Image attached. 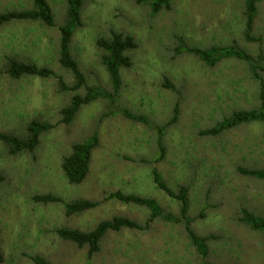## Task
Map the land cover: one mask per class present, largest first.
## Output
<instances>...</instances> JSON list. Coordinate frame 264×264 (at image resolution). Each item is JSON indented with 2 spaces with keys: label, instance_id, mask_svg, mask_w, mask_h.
<instances>
[{
  "label": "rangeland",
  "instance_id": "1",
  "mask_svg": "<svg viewBox=\"0 0 264 264\" xmlns=\"http://www.w3.org/2000/svg\"><path fill=\"white\" fill-rule=\"evenodd\" d=\"M47 1L55 26L31 20L0 26V132L26 138L32 120L51 126L40 133L32 152L10 154L0 141V264H33L34 255L54 264H200L182 223L155 219L143 230H108L92 255L87 246L55 232L59 227L89 231L115 215L144 224L149 209L104 198L114 191L152 198L164 212L177 216L178 200L156 185L153 169L173 191L188 186L190 227L198 236L210 237L206 243L212 264H264V232L241 220V209L264 218V180L237 171L264 169V121L215 136L200 133L234 111L257 108L259 80L235 57L210 67L194 54L174 52L179 40L187 46H235L253 56L264 54V0L256 3L251 30L257 42L243 37L244 0H171L170 8L154 15L149 3L135 0H82L81 25L72 35L70 51L86 84L111 91L96 40L111 32L132 36L136 46L125 52L132 64L120 69L115 105L144 116L150 125L167 124L162 159L157 131L119 113L104 115V99L82 105L70 123H63L61 109L74 92L59 90L54 76L8 75L11 58L49 67L66 84L74 83L58 62V26L66 18V1ZM32 6L31 0H0V12ZM260 75L264 81V70ZM166 81L172 88L164 86ZM77 92L84 94L85 89ZM175 105L176 119L169 123ZM93 132L98 144L88 174L80 183H69L62 158L73 143ZM36 194L61 201L37 202ZM79 199L98 204L67 215L65 203Z\"/></svg>",
  "mask_w": 264,
  "mask_h": 264
},
{
  "label": "trees",
  "instance_id": "2",
  "mask_svg": "<svg viewBox=\"0 0 264 264\" xmlns=\"http://www.w3.org/2000/svg\"><path fill=\"white\" fill-rule=\"evenodd\" d=\"M33 6L27 9H13L0 12V26L11 21H39L48 27L55 26V19L52 8L47 0H31ZM66 1V18L62 25L58 26L59 42H58V62L60 66L68 70L74 79L72 85L65 83L62 77L58 76L51 68L46 66H38L35 63L21 62L14 59H8L7 73L12 78H19L23 75H32L38 77H51L57 79L59 90L72 91L67 106L61 109V122L70 123L76 115L79 108L96 99H104L107 102V111L104 115L121 114L125 118L143 122L145 125H150L148 119L144 116L136 115L125 107H118L115 105V97L120 91L122 82L120 76V69L130 67L132 61L125 53L127 50L136 46L132 36L123 35L116 32H111L109 37H100L96 40V46L100 48L103 53L101 55V63L105 67L110 83L111 91L105 90L100 86H88L84 74L78 67L77 61L70 51V42L72 35L76 28L81 25V8L82 0H65ZM137 3H149L151 14L158 13L161 9L170 8L171 0H135ZM260 0H244V15L245 28L243 37L246 41H259V38L253 36L251 33L253 20L256 15V3ZM176 54L187 52L197 56L205 65L214 66L221 59L225 57H235L245 61L249 67V72L252 78L259 80L260 105L251 110L234 111L231 115L212 127L202 130L203 135H218L226 130H229L237 125L248 123L251 121H264V81L260 75V71L264 70V54L258 52L253 56L238 47H222L212 45L207 48H200L194 46H187L183 42H177L174 48ZM165 87L172 88V85L166 81ZM80 88L85 89L84 94L77 91ZM113 109V110H112ZM177 106L173 109V117L169 123L176 119ZM168 123V124H169ZM167 124L161 126L150 125L157 131V148L160 152L159 159H162L165 154V148L162 142V136ZM50 124L32 120L27 129L28 136L26 138H19L14 135L0 132V141L9 147L10 154H17L23 150L32 152L38 143V138L41 132L48 130ZM98 144L97 132H93L89 137L83 141L75 142L71 146V151L62 158L61 169L69 183H80L87 176L89 171V164L92 150ZM238 173L255 177L264 180V169H249L244 167H237ZM3 176L0 175V183ZM153 180L156 185L164 190L168 195L178 200L180 204L179 213L177 216L164 212L157 202L152 198L142 197L135 194H125L121 191H114L108 193L105 199H117L123 203H134L145 206L149 209V216L144 224H139L125 216L115 215L111 219L100 221L93 229L89 231H82L70 227H59L55 230L57 235L62 239L71 241L77 246H87L88 254L92 255L99 250V242L103 235L108 230L119 231L123 227L135 228L139 230L146 229L150 223L155 219H162L166 222L182 223L187 233L190 243L194 246L195 251L200 258V264H212L208 260V246L207 240L209 236H198L190 227V219L187 216L188 209V186L182 185L176 191L170 189L160 178L156 169H153ZM33 199L37 202L47 203L49 201H61V199L52 194H36ZM98 204L97 201L88 199H79L65 203V213L72 215L86 209L92 208ZM241 220L249 225L252 229L264 232V218L254 215L252 212L241 209ZM3 261V256L0 253V263ZM33 264H54L40 255L31 257Z\"/></svg>",
  "mask_w": 264,
  "mask_h": 264
}]
</instances>
